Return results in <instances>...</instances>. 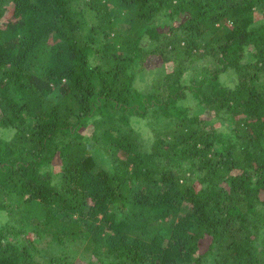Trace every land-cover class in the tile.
I'll return each mask as SVG.
<instances>
[{
	"label": "trees",
	"instance_id": "16d2710c",
	"mask_svg": "<svg viewBox=\"0 0 264 264\" xmlns=\"http://www.w3.org/2000/svg\"><path fill=\"white\" fill-rule=\"evenodd\" d=\"M0 264H264V0H0Z\"/></svg>",
	"mask_w": 264,
	"mask_h": 264
}]
</instances>
